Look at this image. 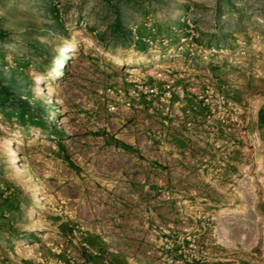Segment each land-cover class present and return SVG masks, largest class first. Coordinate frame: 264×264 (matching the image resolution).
<instances>
[{
    "label": "rangeland",
    "instance_id": "1",
    "mask_svg": "<svg viewBox=\"0 0 264 264\" xmlns=\"http://www.w3.org/2000/svg\"><path fill=\"white\" fill-rule=\"evenodd\" d=\"M0 264H264V0H0Z\"/></svg>",
    "mask_w": 264,
    "mask_h": 264
},
{
    "label": "bare ground",
    "instance_id": "2",
    "mask_svg": "<svg viewBox=\"0 0 264 264\" xmlns=\"http://www.w3.org/2000/svg\"><path fill=\"white\" fill-rule=\"evenodd\" d=\"M7 150L11 156L12 162L19 164L20 163V154L17 149V143L14 140L10 141V144L7 146Z\"/></svg>",
    "mask_w": 264,
    "mask_h": 264
},
{
    "label": "built area",
    "instance_id": "3",
    "mask_svg": "<svg viewBox=\"0 0 264 264\" xmlns=\"http://www.w3.org/2000/svg\"><path fill=\"white\" fill-rule=\"evenodd\" d=\"M151 91H154V89H151Z\"/></svg>",
    "mask_w": 264,
    "mask_h": 264
}]
</instances>
